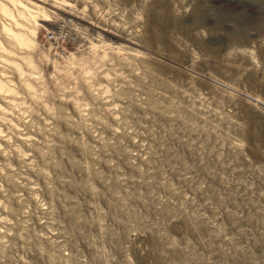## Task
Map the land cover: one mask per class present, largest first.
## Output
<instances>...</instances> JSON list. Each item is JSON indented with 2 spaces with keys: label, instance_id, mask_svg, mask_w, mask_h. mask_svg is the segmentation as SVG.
<instances>
[{
  "label": "rangeland",
  "instance_id": "obj_1",
  "mask_svg": "<svg viewBox=\"0 0 264 264\" xmlns=\"http://www.w3.org/2000/svg\"><path fill=\"white\" fill-rule=\"evenodd\" d=\"M31 1L0 0L50 15L30 50L0 10V264H264V0Z\"/></svg>",
  "mask_w": 264,
  "mask_h": 264
},
{
  "label": "bare ground",
  "instance_id": "obj_2",
  "mask_svg": "<svg viewBox=\"0 0 264 264\" xmlns=\"http://www.w3.org/2000/svg\"><path fill=\"white\" fill-rule=\"evenodd\" d=\"M14 5H17L16 0H10ZM31 1V0H30ZM32 2V1H31ZM20 5L24 8V10L18 9L19 16L22 18H26L27 22L30 23V26H27L26 24L21 23L12 9L4 2H0V10L1 13L4 15L10 17L12 20H14L17 27L20 29L22 28L23 31H15V29L11 26L4 25V31L6 34H8L17 44V46L26 48V49H34L37 46V33H38V26L40 25L39 20L48 21L49 20V14L44 10V7L40 4H36L38 7L42 9L40 15V11H35L27 7V5H23V3L19 2ZM41 17V18H40ZM14 25V24H13ZM14 42V43H15ZM0 48L4 51H7L9 53H13V51H9L8 48L5 47V45L0 41ZM26 59L27 64L34 65L33 59L29 57H24ZM0 88H2V83L0 81Z\"/></svg>",
  "mask_w": 264,
  "mask_h": 264
},
{
  "label": "built area",
  "instance_id": "obj_3",
  "mask_svg": "<svg viewBox=\"0 0 264 264\" xmlns=\"http://www.w3.org/2000/svg\"><path fill=\"white\" fill-rule=\"evenodd\" d=\"M69 35V19H58L50 29H46L43 36L51 43H63Z\"/></svg>",
  "mask_w": 264,
  "mask_h": 264
}]
</instances>
